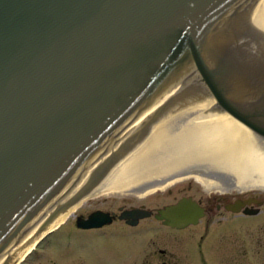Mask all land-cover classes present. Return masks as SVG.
Returning a JSON list of instances; mask_svg holds the SVG:
<instances>
[{"label":"water","instance_id":"95a60500","mask_svg":"<svg viewBox=\"0 0 264 264\" xmlns=\"http://www.w3.org/2000/svg\"><path fill=\"white\" fill-rule=\"evenodd\" d=\"M188 179L264 192V0H0V245L44 207Z\"/></svg>","mask_w":264,"mask_h":264},{"label":"flooded vegetation","instance_id":"af4514ba","mask_svg":"<svg viewBox=\"0 0 264 264\" xmlns=\"http://www.w3.org/2000/svg\"><path fill=\"white\" fill-rule=\"evenodd\" d=\"M185 181L180 182L177 195L167 204L131 206L129 210L152 212L136 225L122 219L126 208H119L117 212H108L113 221L98 229L116 222L123 224L120 231L128 237L133 235L141 248L139 256L143 254L139 259L138 253H132L131 261L136 264H264V192L219 196L200 181ZM168 193L172 195L173 190ZM181 202L185 203L188 216L196 221L173 226L159 219V210Z\"/></svg>","mask_w":264,"mask_h":264},{"label":"rangeland","instance_id":"374dc122","mask_svg":"<svg viewBox=\"0 0 264 264\" xmlns=\"http://www.w3.org/2000/svg\"><path fill=\"white\" fill-rule=\"evenodd\" d=\"M179 184L144 197H110L82 203L56 230L43 238L37 249L20 264H136L134 260L131 261V256L141 248L134 242L133 235L128 237L120 231L123 224L116 222L105 229L84 230L78 228L77 216H84L96 209L117 212L119 208L129 210L131 206L141 207L143 204L148 207L162 206L177 195ZM168 190H173V194L169 195ZM142 255L138 253L136 258H142Z\"/></svg>","mask_w":264,"mask_h":264},{"label":"bare ground","instance_id":"6f19581e","mask_svg":"<svg viewBox=\"0 0 264 264\" xmlns=\"http://www.w3.org/2000/svg\"><path fill=\"white\" fill-rule=\"evenodd\" d=\"M81 204L72 206H52L40 209L37 216L22 229L12 233V240L7 247L0 245V264L15 263L16 259H23L26 253L33 250L40 238V228L44 222L50 220L53 224L50 230H56Z\"/></svg>","mask_w":264,"mask_h":264}]
</instances>
